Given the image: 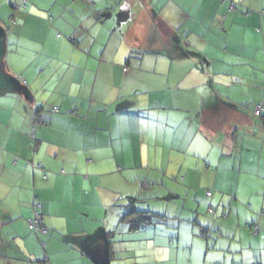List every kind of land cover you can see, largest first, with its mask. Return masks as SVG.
Here are the masks:
<instances>
[{"label":"crops","instance_id":"0c3cea01","mask_svg":"<svg viewBox=\"0 0 264 264\" xmlns=\"http://www.w3.org/2000/svg\"><path fill=\"white\" fill-rule=\"evenodd\" d=\"M25 1L5 0L15 10L4 15L0 4L12 31L0 82V264H114L127 229L152 264H167L174 227L200 238L205 259L261 264L264 0H62L46 13L68 35H50ZM135 199L155 220L193 225L130 230L120 207ZM35 201L49 230L43 260Z\"/></svg>","mask_w":264,"mask_h":264},{"label":"rangeland","instance_id":"374dc122","mask_svg":"<svg viewBox=\"0 0 264 264\" xmlns=\"http://www.w3.org/2000/svg\"><path fill=\"white\" fill-rule=\"evenodd\" d=\"M4 1L5 0H0V4L2 3L3 6H4L1 9V13L3 15L5 14V12L3 10H9L11 8L14 9L13 5H10L9 3H4ZM17 1H20V0H17ZM23 1H25V0H23ZM32 1L34 2V0H32ZM36 1L37 2L35 4H37V7H34V4H32V2L30 0H28L29 3H27V4L29 6V9L35 10L34 12H35V14L37 16L46 18L47 19V24L49 26H54L55 29H54V31H52V29L50 30L51 31L50 35H56L57 33H60V35H68V33H65L62 30L57 29L56 24L54 25V21L51 20L50 18H48V13H46L47 8H51L52 9L51 12H53L54 9H55L56 2L62 3V0H54L53 2H51L50 0H36ZM25 2L24 3L20 2V3H16L15 4L16 8H18L19 12H21V13L26 12L27 9H28L27 8V4ZM3 21H4V23L0 22V28L4 32L3 33L4 36L2 37L1 41H3V42L5 41V48H6V46H7L6 45L7 36L9 35V32L12 33V31L8 30L9 32L7 33V30H5V27H4V26L9 25L8 15L5 17V19H3ZM47 24H45V25H47ZM30 26L33 27V26H35V24H31ZM6 55L7 54L4 51V54H3V56L1 57V60H0L1 69H2V67L5 68V64H6V61H7ZM44 59L45 58H42V60H44ZM137 201H138V199H135L133 202L136 203ZM196 202H197V204L201 205V208L204 207L203 206V204H204L203 196L201 194L198 195V198H197ZM246 203L248 204V201H246ZM143 204H144V201H143ZM123 205L120 207V209L122 210V212H126L128 210V207H127V205H124V207H123ZM139 205L143 206L141 204H139ZM140 206H139V209L142 208ZM210 208H212L213 210L216 209L215 206H209L208 213H210L209 212ZM200 213L203 214V212H200ZM204 214L207 215V210H206V213H204ZM217 215H219L218 218H224L221 213L217 214ZM226 215H228V214H226ZM191 220H193V219H191ZM190 221H188V223L186 221L183 222V221L180 220V218L178 216H176L175 219H173V217H160L158 220L156 219L152 224H150V226H154V225H157V224L158 225L168 224V223H171L173 225L174 224L179 225L181 223H185L187 225H193V221H191V222ZM174 228H173L172 232L170 233V234H173V235H172V237H169V238H170V243L172 242V244H174L175 258L170 263H167V264H238L237 261L233 257H228L225 260H223L221 263H216L215 260L210 259V258H207V259H205V257L203 258V256H202V254H203L202 251L203 250H202V248H201V246H200V244L198 242L200 240V238H196V240H194V239H192V237H190V233H189V235H188V233H186L184 228H182V231L179 230L176 227H174ZM46 229H47V227H46ZM31 230L34 231L33 229H31ZM128 230L129 229H127L126 233L125 234L123 233V235L120 232H118L117 241H119V242H117L116 249L114 250V253L112 255V261L115 262L114 264H123V263L124 264H146V261L148 262L147 264H149V263L152 264L151 262H153L154 259L150 260L153 257H151L150 254H148L149 251L147 252L145 250V247H142V245L140 244V240L130 241L131 240V234H130V232ZM167 231H169V230H167ZM48 234H49V230L48 229H47L46 233L40 232V241H39L40 245H39V247H40V249H42L41 250L42 251V257H41L42 260L44 259L45 255L47 254L46 252L48 250V248H46L47 245L49 244V242H48ZM190 239H192V240L190 241ZM105 240H106V238H105ZM110 240L112 241L113 238L112 239L107 238L108 246L106 247V249L109 247V241ZM186 241H190V243L183 244ZM205 241L206 242H210L211 245L213 244V238L209 239V240L205 239ZM42 242L46 243L45 247L42 246ZM119 245H120V247H119ZM121 245L122 246H126V250H129V249L134 248V247L138 248V250H142V254H148V257H147L148 259L147 258L145 259V257H146L145 255H144L145 257L138 258L137 260L135 259L134 256L126 255V254L122 255L125 252V250L121 249ZM130 246H132V247H130ZM138 253H139V251H138ZM120 256H122V257H120ZM120 258L121 259L123 258L124 262H122L120 260ZM261 258H262V261H261L262 263L261 264H264V256L261 257Z\"/></svg>","mask_w":264,"mask_h":264},{"label":"trees","instance_id":"16d2710c","mask_svg":"<svg viewBox=\"0 0 264 264\" xmlns=\"http://www.w3.org/2000/svg\"><path fill=\"white\" fill-rule=\"evenodd\" d=\"M26 82V81H25ZM52 110V109H51ZM41 112L39 111L38 114H40ZM262 113L259 115L261 116ZM42 118L44 121L41 124L45 123V119L43 117H41V115H39V118L37 119V121ZM36 121V124H37ZM263 127H264V117H263ZM41 124H37V125H41ZM128 211L122 216V221L126 222L129 227L130 230H139L144 228L145 226L152 224L155 220V218L157 217L155 215V213L150 212V211H145V210H139L136 209L134 206V202H130L128 205ZM212 209V208H210ZM214 212V210H213ZM210 212V213H213ZM255 230V228L253 229ZM109 243H111V241H109Z\"/></svg>","mask_w":264,"mask_h":264},{"label":"built area","instance_id":"2783aa9c","mask_svg":"<svg viewBox=\"0 0 264 264\" xmlns=\"http://www.w3.org/2000/svg\"><path fill=\"white\" fill-rule=\"evenodd\" d=\"M87 1H91V0H87ZM236 8L235 5H231V9L234 10ZM20 80H22L23 82H25V80L20 77ZM54 112H57L58 111V108L57 107H54L52 109ZM264 111V101L260 102V103H257L254 105V113L256 115H260L262 112ZM43 119L40 118L38 121H37V124H41L43 123ZM207 195L209 197L212 196V192L211 191H208L207 192ZM42 207H41V204L37 201H35L34 203V209H33V217L31 218L30 220V228L35 230V231H39V232H44L46 233L47 232V229L46 227L44 226V222H43V214H42ZM210 212H213V209H210ZM255 233H258L259 232V229L258 227L256 226L255 227V230H254Z\"/></svg>","mask_w":264,"mask_h":264},{"label":"water","instance_id":"95a60500","mask_svg":"<svg viewBox=\"0 0 264 264\" xmlns=\"http://www.w3.org/2000/svg\"><path fill=\"white\" fill-rule=\"evenodd\" d=\"M3 33H4L3 30L0 28V60H1V57L3 56V54H4V51H5V41L4 42L1 41L2 37L4 36ZM5 81H6V77L3 74L2 69H1V65H0V82H5ZM8 82H9V80H8ZM97 236L98 235H94V238H92L93 241H95V240H97L99 238V236L98 237ZM104 237H106V236H104Z\"/></svg>","mask_w":264,"mask_h":264},{"label":"snow or ice","instance_id":"6c2138e0","mask_svg":"<svg viewBox=\"0 0 264 264\" xmlns=\"http://www.w3.org/2000/svg\"><path fill=\"white\" fill-rule=\"evenodd\" d=\"M0 86H2V85H0Z\"/></svg>","mask_w":264,"mask_h":264}]
</instances>
